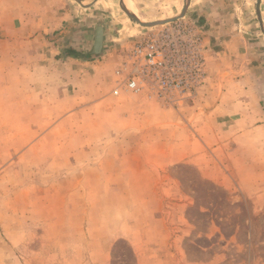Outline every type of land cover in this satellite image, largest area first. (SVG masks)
Masks as SVG:
<instances>
[{"label": "crops", "instance_id": "1", "mask_svg": "<svg viewBox=\"0 0 264 264\" xmlns=\"http://www.w3.org/2000/svg\"><path fill=\"white\" fill-rule=\"evenodd\" d=\"M216 2L188 6L185 19L204 22L208 75L196 101L173 112L144 93L114 97L128 44L108 46L107 32L97 60L76 58L92 47L91 8L0 0V152H16L0 166V264H112L122 241L136 264H170L163 249L181 237L171 234V195L157 187L179 164L256 200L264 185V41L245 24L249 11L232 12L225 31ZM130 31L143 34L122 25L118 39ZM82 118L93 123L78 127Z\"/></svg>", "mask_w": 264, "mask_h": 264}, {"label": "rangeland", "instance_id": "2", "mask_svg": "<svg viewBox=\"0 0 264 264\" xmlns=\"http://www.w3.org/2000/svg\"><path fill=\"white\" fill-rule=\"evenodd\" d=\"M70 1L82 7L73 0ZM190 1L186 3L185 0H131L134 4H132L134 13L130 11L142 23L172 19L179 16L182 10L185 9L184 17L173 23L155 27H142L131 22L120 8L121 4L124 9V0H82L83 5L91 8L86 13L90 15L92 24L95 23L94 34L96 27L102 25L104 34L107 32V36L110 37L108 46L114 48V46L118 47L121 43L128 44L123 48V55L114 69V77L115 80L118 79V82L124 80L132 71L133 66L137 64L138 61L130 58V54L132 48L143 39L162 33L166 29H174L182 23L199 34L202 40L200 50L204 61L205 75L202 85L191 97H182L175 92H166L158 97L156 86L155 91L150 90L148 85H145L142 89V94L144 93L149 99L154 100L159 108L166 111L187 110L198 98L208 75L204 55L205 46L201 33L204 22L198 18L192 19L189 15L185 19L187 13H191V10H188ZM216 1H218L216 2L218 5L214 8V12L217 16L225 18L220 19L225 25V31H227L226 26L228 27L232 21V18L228 19L233 14L232 12L235 11L236 17L240 12L246 13L249 11L246 16H241L244 18L245 24L250 26L248 30L257 32L258 37H261L264 41V32L262 31L264 26V0L259 2L258 0ZM228 12L229 14H227ZM196 15L194 16L196 17ZM260 20H262L261 24ZM122 25L139 30L143 34L137 35L130 31L128 32V34L130 33L129 36L125 37L122 42L118 39ZM250 41H252V38ZM258 53L257 63L260 69L258 79L261 81L260 84L263 85L264 44L259 47ZM250 60L251 65L254 66L255 63L252 58ZM138 65L142 67V64ZM124 68L125 71L122 70V73L119 74L121 69ZM118 82L114 84V89L117 87ZM114 89H112V92ZM151 93L154 98L148 96ZM119 94L114 97H120L123 94L130 95L131 93L120 89ZM262 95L264 96V94ZM260 106L264 107V97H262ZM97 113L98 110H96V117L98 118ZM99 122V120H95V123ZM77 123H79L77 124L78 127H88L93 121L89 123V121L82 118ZM15 154L14 151L9 153L0 152V166L6 160L4 158H11ZM167 175H170V181H166V184L159 185L157 188L159 193L163 192L171 195L166 200V207L169 204V209H174V215L170 219L171 234L180 235L181 237V245L176 244L177 247L172 246L169 249H163V254L169 259L170 264H264V185H258L257 191L253 192L256 200H251L245 197L243 190L235 183V188L228 192L204 180L193 164L176 165L167 172ZM256 186L253 185V187ZM184 204L188 207L184 208ZM178 211L181 212V215H178ZM184 213L186 220L183 218ZM178 251L180 254H178ZM111 255L112 264H136L132 250L124 241L117 243ZM179 258H181L180 261Z\"/></svg>", "mask_w": 264, "mask_h": 264}, {"label": "built area", "instance_id": "3", "mask_svg": "<svg viewBox=\"0 0 264 264\" xmlns=\"http://www.w3.org/2000/svg\"><path fill=\"white\" fill-rule=\"evenodd\" d=\"M201 42L199 34L183 23L143 39L130 54L137 64L112 93L118 95L120 89H124L139 94L148 85L150 90L155 91V86L158 88V97L166 92L191 97L202 85L205 75ZM122 70L125 68L119 74ZM148 96L154 98L152 93Z\"/></svg>", "mask_w": 264, "mask_h": 264}, {"label": "water", "instance_id": "4", "mask_svg": "<svg viewBox=\"0 0 264 264\" xmlns=\"http://www.w3.org/2000/svg\"><path fill=\"white\" fill-rule=\"evenodd\" d=\"M73 1L76 2L77 4L81 5L82 7H86L85 5H83L82 0H73ZM185 1H186V3L189 2V0H185ZM259 1L260 0H258V2ZM186 3H185V5H186ZM120 8L126 14L127 18L131 22L138 24L142 27H155V26H160V25H164V24H168V23H173V22L179 20L180 18L184 17V13H185V9H183L182 12L180 13V15L175 17V18L164 20V21H158V22H154V23H142L136 16L125 11L122 8L121 4H120ZM260 23H261V21H260ZM104 47H105L104 28L102 25H98L95 29V34H94L91 50L85 54H76L75 56H76V58H79L82 60H90V59H94V58H99L103 54Z\"/></svg>", "mask_w": 264, "mask_h": 264}, {"label": "bare ground", "instance_id": "5", "mask_svg": "<svg viewBox=\"0 0 264 264\" xmlns=\"http://www.w3.org/2000/svg\"><path fill=\"white\" fill-rule=\"evenodd\" d=\"M124 10L125 11H127V12H129V13H131V11L129 10V8L126 6V5H124ZM132 12L134 13V11H133V9H132ZM132 14V13H131ZM134 15V14H133ZM135 16V15H134ZM260 21H262V20H260ZM262 23V22H261ZM260 23V24H261ZM262 31L264 32V26L262 27Z\"/></svg>", "mask_w": 264, "mask_h": 264}]
</instances>
